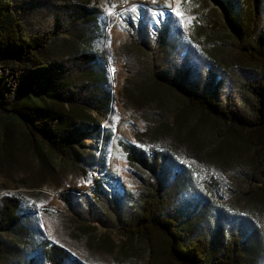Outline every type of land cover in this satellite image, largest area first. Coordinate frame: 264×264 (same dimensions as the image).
<instances>
[{
    "label": "trees",
    "instance_id": "16d2710c",
    "mask_svg": "<svg viewBox=\"0 0 264 264\" xmlns=\"http://www.w3.org/2000/svg\"><path fill=\"white\" fill-rule=\"evenodd\" d=\"M263 2L182 0L195 14L190 39L211 63L234 77L241 92L239 104L230 97L220 100L199 94L160 69L134 78L128 93L135 104L151 112L147 126L153 149H142L125 140L119 144L128 161H135L154 178L139 204L138 215L119 227L126 236L119 252L128 263L139 264L146 251L148 264H257L264 252L263 228L246 238L230 230L223 220L213 223L207 202L186 217L175 213L176 190L166 185L169 173L163 172L164 158L154 148L160 144L164 153L192 160L191 173L199 171L197 167L205 168L201 190L206 196H217L226 189L230 199L225 206L241 211L258 225L263 222ZM81 8L83 13L88 10ZM91 41L92 37L87 38L79 49L81 41L30 33L14 5L0 0V168L11 170L32 162L38 165V176H46L64 159L80 160L93 142L102 138L106 144L110 141L111 134L103 123L111 111V91L96 90L92 98L78 93L80 74L68 71L62 62L65 48L72 42L74 56L86 57L99 67L100 73L91 70L89 78L108 83L106 69L98 64L103 53L93 51ZM238 67H249L257 75L250 80L238 73L232 75ZM228 171L238 179L226 186L223 178ZM194 175H190L192 180ZM96 183L99 186L103 181ZM17 211V203H6L0 213V232L19 226L18 237L33 243V232L23 231L27 222L14 216ZM81 229L94 248L116 249L109 232L98 236L96 228L88 224ZM19 244L15 241L11 248L17 249ZM37 252L41 264H59L71 255L46 237H41ZM9 258L8 251L0 248V263Z\"/></svg>",
    "mask_w": 264,
    "mask_h": 264
},
{
    "label": "rangeland",
    "instance_id": "374dc122",
    "mask_svg": "<svg viewBox=\"0 0 264 264\" xmlns=\"http://www.w3.org/2000/svg\"><path fill=\"white\" fill-rule=\"evenodd\" d=\"M9 1L27 21L30 33L81 41L79 49H83L84 40L92 37L93 51L103 53L102 63L98 64L106 69L108 83L89 78L91 70L100 73L99 67L86 57L74 56L72 42L65 48L62 62L68 71L80 74L78 93L92 98L96 90L111 91L112 104L103 123L111 134L110 141L106 144L102 138L93 142L91 150L82 154L80 160L64 159L46 176H38V165L32 162L11 170L0 168V213L5 211L6 203H17L14 216L27 222L23 231L33 232L30 236L33 243L18 237L19 226L0 232V248L10 255L2 264H41L40 252H37L41 237L69 250V259L60 260L59 264H132L119 252L126 239L119 227L138 215L139 204L154 178L135 161H128L125 149L119 144V140H125L142 149H153L147 126L151 112L135 104L128 93L134 78L148 74L151 69H160L164 75L184 82L199 94L214 95L220 100L230 97L238 104L240 88L233 76L211 63L190 39L195 14L182 0H155V3L153 0ZM81 7L88 10L83 13ZM175 10L182 15L177 16ZM261 13L264 27V2ZM238 68L232 75L240 74L248 80L257 75L249 67ZM154 148L164 158L163 172L169 173L166 185L176 190L175 213L186 217L189 212L200 211L207 202L213 223L223 220L230 230L246 238L255 235L256 229H264V218L258 225L241 211L225 206L230 199L226 189L217 196L204 194L201 188L205 168L197 167L199 171L191 173L192 160L184 155L174 158L165 154L160 144ZM158 173L164 176L162 170ZM191 174L196 178L192 180ZM237 177L228 171L223 184H233ZM99 180L103 184L97 186ZM83 224L94 226L97 235L102 232L113 235L116 249L109 252L91 246L87 233L81 229ZM15 241L20 243L17 249L11 248ZM148 257L145 251L139 264H148ZM257 264H264V252Z\"/></svg>",
    "mask_w": 264,
    "mask_h": 264
},
{
    "label": "snow or ice",
    "instance_id": "6c2138e0",
    "mask_svg": "<svg viewBox=\"0 0 264 264\" xmlns=\"http://www.w3.org/2000/svg\"><path fill=\"white\" fill-rule=\"evenodd\" d=\"M153 2L155 3V0H153ZM114 7V6H113ZM176 11V15L177 16H181L182 15V13L179 11V10H175ZM161 15H163V13H161ZM157 22H160V23H162L163 21H154V23H157Z\"/></svg>",
    "mask_w": 264,
    "mask_h": 264
}]
</instances>
